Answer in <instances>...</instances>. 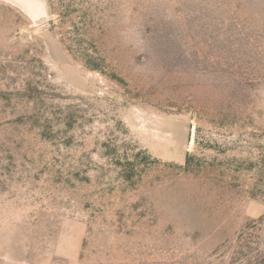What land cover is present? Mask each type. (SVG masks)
Instances as JSON below:
<instances>
[{
    "label": "rangeland",
    "instance_id": "1",
    "mask_svg": "<svg viewBox=\"0 0 264 264\" xmlns=\"http://www.w3.org/2000/svg\"><path fill=\"white\" fill-rule=\"evenodd\" d=\"M264 0H0V264H264Z\"/></svg>",
    "mask_w": 264,
    "mask_h": 264
},
{
    "label": "crops",
    "instance_id": "2",
    "mask_svg": "<svg viewBox=\"0 0 264 264\" xmlns=\"http://www.w3.org/2000/svg\"><path fill=\"white\" fill-rule=\"evenodd\" d=\"M262 234L264 235V221H263V226H262Z\"/></svg>",
    "mask_w": 264,
    "mask_h": 264
}]
</instances>
